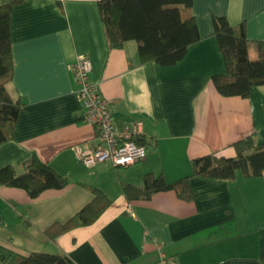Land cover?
<instances>
[{
  "label": "crops",
  "instance_id": "0c3cea01",
  "mask_svg": "<svg viewBox=\"0 0 264 264\" xmlns=\"http://www.w3.org/2000/svg\"><path fill=\"white\" fill-rule=\"evenodd\" d=\"M8 0H0V4ZM200 39L173 64L141 62L137 43L109 45L98 0H21L10 10L12 76L6 89L20 106L12 135L0 142V167L25 171L33 156L68 177L61 188L31 196L0 184V245L22 254L63 252L69 264H158V246L172 264H264V169L231 179L192 176V197L174 189L127 199L121 184H142L146 172L167 181L191 173V159L234 156L232 143L251 134L264 141V85L247 97L221 95L211 75L225 71L212 16L245 22L248 55L264 40V0H193ZM91 61L90 78L108 98L113 121L140 120L150 144L146 156L127 166H87L74 146L90 142L71 72L74 59ZM100 189L109 205L98 218L59 233L63 223ZM2 264V263H0Z\"/></svg>",
  "mask_w": 264,
  "mask_h": 264
},
{
  "label": "trees",
  "instance_id": "16d2710c",
  "mask_svg": "<svg viewBox=\"0 0 264 264\" xmlns=\"http://www.w3.org/2000/svg\"><path fill=\"white\" fill-rule=\"evenodd\" d=\"M21 0L0 4V142L12 135L20 106V98L13 99L6 89L12 76L10 41V10ZM193 0H98V9L104 23L109 45L119 47L126 39L137 43L141 62L155 61L173 64L186 53L189 44L200 39L196 19L192 13ZM213 33L222 54L225 71L211 75L216 90L224 96L247 97L250 89L264 85V40H255L257 56L248 55L249 39L245 22H229L225 15L212 16ZM138 142H145L144 138ZM234 156L215 153L197 155L191 159V173L167 181L162 173L146 172L140 186L123 183L121 190L127 199L147 198L153 192L174 189L183 199L192 197L190 178L203 176L231 179L236 171L245 176L260 175L264 169V141L256 143L251 134L232 143ZM68 177L50 164L33 156L25 171L17 173L12 165L0 167V184L24 188L36 196L46 188H61ZM92 199L63 223L55 222L46 232L55 238L59 233L94 222L109 205L110 199L98 188L91 187ZM2 264H69L70 257L63 252H16L0 245Z\"/></svg>",
  "mask_w": 264,
  "mask_h": 264
},
{
  "label": "built area",
  "instance_id": "2783aa9c",
  "mask_svg": "<svg viewBox=\"0 0 264 264\" xmlns=\"http://www.w3.org/2000/svg\"><path fill=\"white\" fill-rule=\"evenodd\" d=\"M91 61L85 54L78 55L71 64L77 83V94L85 119L94 128L90 142L74 146L79 162L91 166L108 162L114 166H127L142 160L150 147L142 137V123L135 120L118 126L114 123L109 100L90 78ZM158 264H172L167 254L158 246Z\"/></svg>",
  "mask_w": 264,
  "mask_h": 264
}]
</instances>
